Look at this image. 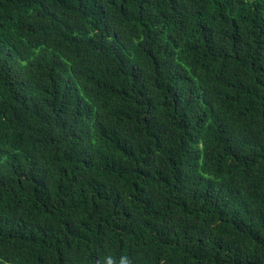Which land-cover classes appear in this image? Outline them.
I'll list each match as a JSON object with an SVG mask.
<instances>
[{
	"label": "trees",
	"instance_id": "obj_1",
	"mask_svg": "<svg viewBox=\"0 0 264 264\" xmlns=\"http://www.w3.org/2000/svg\"><path fill=\"white\" fill-rule=\"evenodd\" d=\"M121 255L264 264V0H0V264Z\"/></svg>",
	"mask_w": 264,
	"mask_h": 264
},
{
	"label": "clouds",
	"instance_id": "obj_2",
	"mask_svg": "<svg viewBox=\"0 0 264 264\" xmlns=\"http://www.w3.org/2000/svg\"><path fill=\"white\" fill-rule=\"evenodd\" d=\"M118 259V264H133L132 259L128 255H121ZM117 259H113L111 256H107L103 260V264H117ZM98 264L100 262L98 261Z\"/></svg>",
	"mask_w": 264,
	"mask_h": 264
}]
</instances>
